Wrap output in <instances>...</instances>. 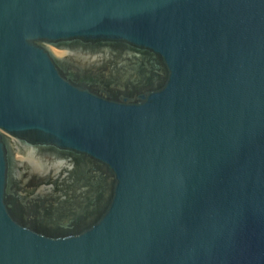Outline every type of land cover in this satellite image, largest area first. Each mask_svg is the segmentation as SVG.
Masks as SVG:
<instances>
[{
	"label": "water",
	"instance_id": "obj_1",
	"mask_svg": "<svg viewBox=\"0 0 264 264\" xmlns=\"http://www.w3.org/2000/svg\"><path fill=\"white\" fill-rule=\"evenodd\" d=\"M0 264H264V0H0Z\"/></svg>",
	"mask_w": 264,
	"mask_h": 264
}]
</instances>
